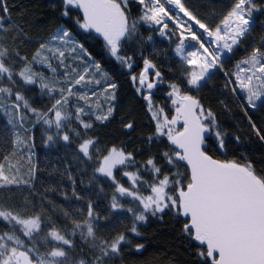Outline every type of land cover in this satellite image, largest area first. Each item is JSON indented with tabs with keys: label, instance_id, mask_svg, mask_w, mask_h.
<instances>
[{
	"label": "snow or ice",
	"instance_id": "obj_1",
	"mask_svg": "<svg viewBox=\"0 0 264 264\" xmlns=\"http://www.w3.org/2000/svg\"><path fill=\"white\" fill-rule=\"evenodd\" d=\"M18 7L0 0V264H124L165 220L185 264H264V0Z\"/></svg>",
	"mask_w": 264,
	"mask_h": 264
},
{
	"label": "trees",
	"instance_id": "obj_2",
	"mask_svg": "<svg viewBox=\"0 0 264 264\" xmlns=\"http://www.w3.org/2000/svg\"><path fill=\"white\" fill-rule=\"evenodd\" d=\"M15 2L19 5L17 12L25 13L27 18L35 21L49 12L48 5L53 0H15ZM256 27L258 30L259 24ZM253 150L259 151L255 146ZM142 242L145 244L142 254L129 253L124 264H161V261L166 262L169 259L175 260L177 264H185L189 260V253L168 220L156 221L148 226Z\"/></svg>",
	"mask_w": 264,
	"mask_h": 264
}]
</instances>
